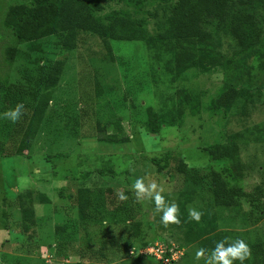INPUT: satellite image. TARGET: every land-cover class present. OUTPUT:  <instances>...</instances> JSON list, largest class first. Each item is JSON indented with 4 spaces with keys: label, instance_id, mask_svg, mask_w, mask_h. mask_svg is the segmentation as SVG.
Segmentation results:
<instances>
[{
    "label": "rangeland",
    "instance_id": "1",
    "mask_svg": "<svg viewBox=\"0 0 264 264\" xmlns=\"http://www.w3.org/2000/svg\"><path fill=\"white\" fill-rule=\"evenodd\" d=\"M101 1L107 10L124 7L120 0ZM26 3L28 0H0V85L6 88L9 100L0 105V148L7 150L0 157V264L14 260L19 264H74L78 258L64 260L57 254H70L82 234L72 233L70 229L62 234L56 228H64L68 208H72L71 216L77 218L74 205L79 188L84 185L110 187L120 196L125 189H134L132 185L137 179L142 180L145 187L155 184L153 194L159 192L165 205L177 206L179 223H162V211L157 212L151 197L142 194L143 207L149 209L146 221L149 223L139 225V232L132 239L134 244L124 252L122 249L130 243H125L126 225H110L114 233H106V242L109 245L113 239L116 243L113 249L111 245L108 249L113 260L111 264H160L161 251H155L154 255L142 254L146 243L156 244L155 250L163 249L164 252L170 248L171 264H206L212 254L204 253L197 258L196 252L202 249L200 242L213 232L225 236L229 245L236 240L249 244L263 241L264 220L252 224L248 217L250 207L217 208L197 175H191L186 181L176 172L181 159L190 167L221 171L228 164L213 163L204 149L230 139L240 148L244 166L238 184L247 193H256L261 186L264 188V87L261 86L264 73L258 69L255 59L240 55L241 50L234 41L220 32L221 36L216 38L218 51L225 58H237V72L243 75L240 85L249 84L252 90L245 106L244 101H240L227 112L211 116L207 108L223 88L224 70H190L173 80V73L168 69L173 62L172 47L158 49L152 48V43L138 42L120 45V49L113 47L111 55L99 38L89 34L84 35L86 39L78 50L67 54H62L54 37L31 46L16 45L7 28L11 21L9 10ZM150 12L145 28L154 39L165 32L171 7L170 4L157 5ZM260 19L264 28V16ZM14 46L19 55L11 61L10 52ZM59 60L65 61L64 71L33 150L28 153L31 160L16 156L14 152L20 142L18 124L28 114L26 104L29 94L36 90L39 68ZM6 75L8 81L4 86ZM97 86L103 94L99 99ZM186 95L198 97L200 108L195 114L186 112L183 126H164L159 135L146 131L149 108L164 114L174 110ZM1 96L2 92L0 102L3 101ZM17 105L22 107L16 121L4 116ZM113 118L122 119L129 136L127 144L111 146L95 140L97 123L104 125ZM150 160L160 164V174ZM99 170H105V174L99 175ZM226 177L230 179L227 174ZM20 194L29 196L25 199L34 197L32 204L27 206L38 220L37 226L31 229V236L38 240L44 237L45 243H38L40 249L32 253L26 252L27 248L19 252L17 247L22 236L7 232L3 227L7 214L13 213L21 219V213H25V210L19 213L20 210L12 206ZM34 194H46V197L30 196ZM98 197L95 194V200ZM99 204L94 202L100 215L106 208L105 203ZM190 210L200 214L198 221L189 215ZM108 222L105 220V224ZM49 236L52 241L47 238ZM7 241L13 243L9 249L2 247ZM63 245L64 248H60ZM119 253L123 257L118 262L115 259ZM3 254H8V261L4 262L6 255ZM18 254L23 256L18 257ZM244 264H253L250 254Z\"/></svg>",
    "mask_w": 264,
    "mask_h": 264
},
{
    "label": "trees",
    "instance_id": "2",
    "mask_svg": "<svg viewBox=\"0 0 264 264\" xmlns=\"http://www.w3.org/2000/svg\"><path fill=\"white\" fill-rule=\"evenodd\" d=\"M120 1L124 7L107 10L101 0H28L26 4L10 8L11 21L7 24V28L16 45L31 46L38 41L54 37L62 54L78 50L81 42L86 39L84 35L88 34L99 38L111 55L113 47L120 49V45L138 42H146L147 45L152 43V48L158 49L162 46L172 47L174 50L173 62L172 67L169 66L168 69L171 74L173 73V80L179 79L190 70H224L223 88L207 108L211 116L227 112L240 101H244V106L247 104V98L252 90L251 86L249 84L240 85L243 75L237 72V66H235L237 58L228 59L222 56L221 51L217 49L216 38L221 36L220 32H225L240 48V55L251 60L255 59L258 69L264 73V28L260 19L261 15L264 16V0ZM116 2L118 1L116 0ZM169 4L171 12L166 20L165 32L153 39L145 28L147 17L151 15L150 9L157 5L167 6ZM18 55L19 51L14 46L10 52L11 61ZM64 67L65 61L59 60L48 67L39 68L35 83L36 90L29 94L26 104L28 114L18 124L17 135L20 142L14 152L16 156L31 160L28 153L33 150L46 120ZM7 81L8 76L6 75L4 86ZM261 86L264 87V79ZM0 88H2L0 92H2L1 98L3 99L0 105L3 106L9 101L7 99L8 92L1 85ZM95 90L99 99L103 95L102 90L98 86ZM198 101V97L186 95L174 110L164 112V114L156 113L153 108H149L145 123L146 131L149 134L159 135L164 126H183L186 112L195 114L198 111L196 109L200 108ZM94 137L97 142L111 146H120L129 142V136L126 134L121 118H113L104 125L98 122ZM204 151L213 163L228 164L227 167L221 171L213 168L198 169L190 167L181 159L176 167V172L184 176L186 181L191 175H197L200 184L209 191L215 207L228 210L246 205L250 207L248 217L252 220V224L263 221V186L258 188L256 193H247L238 184L240 171L244 166L241 164V152L237 143L229 139L226 143L211 144ZM6 152L7 150L0 148V157L4 156ZM150 164L156 167L157 173L160 174V170H162L160 164L154 160H150ZM98 174L104 175L105 170H99ZM226 174L230 179L226 177ZM23 194H20L17 200L12 202V206L20 210L19 213L24 210L25 213H21V219H18V216L13 213H11L12 216L7 214V222L3 227L7 232L22 236L23 239L17 247L19 252L27 248L26 252L32 253L34 249H40L38 243L45 242L44 237L40 240L33 239L30 234L31 229L38 223L34 212L31 210L29 212L27 208L34 201V197L25 199L24 197L29 196ZM95 194L99 195L96 200ZM121 195L126 199H121ZM121 195L118 196L110 187L93 188L84 185L79 188L74 205V209L77 210V218L71 216L72 208L66 209L67 220L64 228H56V231L66 234L65 231L70 229L72 233L79 231L82 236L77 245L72 246L70 254L66 253L64 256L59 252L57 256L63 257L64 260L78 258L74 264H87L86 260L88 264H111L113 260L110 258L108 249L109 245L113 249L116 243L111 239L108 245L105 235L114 231L110 225H119L120 227L122 224L127 228L124 226L125 243L130 242L122 251H127L134 244L132 239L136 238L139 225L149 223H146L149 209L143 207L142 197L137 198L135 189H125ZM30 196L46 197V194ZM94 202H97L98 206L99 203H105L104 208L106 209L100 215L99 208L95 209L94 207ZM109 207L111 209L108 210ZM105 220L109 222L105 224ZM151 227L150 225L149 228ZM199 235L197 233V237ZM47 238L50 241L53 240L50 236ZM49 242L46 243L48 244L47 248L50 245ZM244 242L248 246L252 263L264 264V240L255 244ZM200 243L202 249L205 250L204 253L208 255L212 254L217 244H222L225 248L230 244L225 236L214 232ZM11 244L13 243L7 241L2 247L9 249ZM155 245L146 243L142 249L145 251ZM60 248H64V245ZM169 249L166 248L165 257L167 258L172 257V254L168 253ZM3 255H6L4 262L8 261V254ZM20 255L23 256V254H18V257H21ZM116 256L115 260L118 262L123 257L120 253ZM8 262L19 264L18 260ZM158 263L162 264V262ZM234 264H237V261L234 260Z\"/></svg>",
    "mask_w": 264,
    "mask_h": 264
},
{
    "label": "clouds",
    "instance_id": "3",
    "mask_svg": "<svg viewBox=\"0 0 264 264\" xmlns=\"http://www.w3.org/2000/svg\"><path fill=\"white\" fill-rule=\"evenodd\" d=\"M21 107V105H17L15 109L5 112L4 116L8 117L12 121H16L20 115L19 109ZM132 187L136 190L138 199L142 194L146 197H151L156 206V211H162V223L165 225L168 223H179V220L176 216L177 206L175 204L165 205L164 198L159 194V192H155V194H153V190L156 189L155 184L145 187L143 181L137 179ZM121 199H126V197L121 195ZM189 215L197 221L200 218V214L194 210H190ZM204 252V249H199L196 252L197 258L204 255ZM248 256L249 249L247 244L243 240H236L235 244L229 245L226 248L223 247L222 244H217L216 248L212 252L211 259H206V264H231L232 260H238L239 264H244V261L248 258Z\"/></svg>",
    "mask_w": 264,
    "mask_h": 264
},
{
    "label": "built area",
    "instance_id": "4",
    "mask_svg": "<svg viewBox=\"0 0 264 264\" xmlns=\"http://www.w3.org/2000/svg\"><path fill=\"white\" fill-rule=\"evenodd\" d=\"M155 251H161V253L163 254V256L159 257V259H160L162 262H165V263H167V264H171V263H172V259H173V258H172V257H171V258H167V257H165L166 252H164L163 249H161V250H155V248L153 247V248H150V249H148V250H145L142 254H143V255H147V254L154 255V254H156Z\"/></svg>",
    "mask_w": 264,
    "mask_h": 264
}]
</instances>
